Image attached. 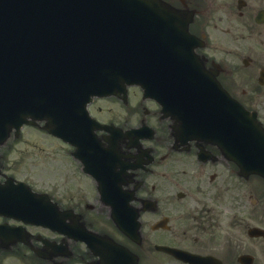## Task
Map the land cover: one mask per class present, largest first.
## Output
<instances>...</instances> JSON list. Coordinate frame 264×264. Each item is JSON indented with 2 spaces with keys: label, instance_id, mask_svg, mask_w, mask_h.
<instances>
[{
  "label": "flooded vegetation",
  "instance_id": "af4514ba",
  "mask_svg": "<svg viewBox=\"0 0 264 264\" xmlns=\"http://www.w3.org/2000/svg\"><path fill=\"white\" fill-rule=\"evenodd\" d=\"M171 1L176 6L193 10L191 31L198 35L204 33L209 43L221 47L213 48L219 56L226 57L228 51L226 46L219 42V38L227 41L228 44L243 42L247 45L240 49H252L256 53L255 56L247 57L238 51L233 57L220 60L215 66L218 73L221 72L230 80L239 76L240 81L248 86H252L253 82L264 85L259 83L260 77L264 76V74L261 75V70H264V0ZM223 8L228 9L226 15L222 11ZM257 10L259 11L254 16ZM239 18L247 29L240 28ZM193 42L196 51H200L197 40ZM262 79L264 82V78ZM224 84L229 87L227 89L232 95L237 96L236 86L225 81ZM249 104L258 105L252 102ZM260 117L264 121V114ZM167 128L172 131V123L167 125ZM167 140L166 135H157L155 132L148 142L155 144ZM169 143L167 142L164 147L167 149V155L172 158L176 152L181 151L174 150ZM200 143L211 150L216 158L203 161L198 157V148L193 150L190 146L188 152L190 157L179 161L184 163L182 168L171 167L167 172L162 173L166 177L162 202L153 194L157 189L156 184L149 185L146 180V175L161 174V172L151 167L132 170L131 187L141 180L139 187L141 192L138 191V195L158 199L156 207L150 206V209L144 212L147 219H152L150 225L155 230L150 234V239L163 238L169 243L178 242L197 253L211 252L215 255L214 260L221 261L222 264H242L239 261L240 255L253 250L260 258L258 264H264L261 262L264 256V237H252L249 233L252 226L264 228L263 183L252 185L251 177L245 179L237 175L236 165L222 157L217 147L214 148L203 141ZM185 150L182 149V152ZM126 153L128 156L121 159H126L127 163L140 165V160L147 159L146 153L142 152L138 146H135V149L126 150ZM173 160H170L168 164ZM0 164V181L8 177L19 179L17 175L7 173L14 168L10 163L4 162L3 153H0ZM29 183L30 187L48 188L54 186L56 180L38 178ZM199 191L201 192L198 196L192 200ZM88 195L90 198L82 195L75 204H68V206H73L83 214H92L96 220L98 212H109L110 207L101 201L97 190L94 193L89 188ZM134 203L136 206L142 204L139 199ZM181 204H190L188 213L179 210ZM164 218L167 219L165 222L167 227H153ZM2 221L21 223L14 218L0 215V222ZM35 226H29L35 234L32 237V243L33 240H37V235L40 233L37 228H41V226H36L37 228ZM70 245L73 251L69 256L52 258L47 264H71L74 259L87 261V255L91 256L80 243L71 241ZM14 247L15 251L26 253L23 243L14 244Z\"/></svg>",
  "mask_w": 264,
  "mask_h": 264
},
{
  "label": "water",
  "instance_id": "95a60500",
  "mask_svg": "<svg viewBox=\"0 0 264 264\" xmlns=\"http://www.w3.org/2000/svg\"><path fill=\"white\" fill-rule=\"evenodd\" d=\"M146 1L154 6L162 15L170 14L168 9L161 4H158L152 0ZM32 3L35 11H40L41 8H44L46 12L52 16L59 13H67L65 14L66 16L69 14L70 10H73L71 7L75 6L76 4L81 5L80 0H75L74 4H69L67 10H65V8L57 6L59 2L57 3L56 0H0V70H2V73L8 74L10 73V70L5 69H10V67H13L12 71H15V73H13L10 77V83L8 85L3 88L0 85V115L2 114V116H0V126L1 123H3L5 124V128L11 124L8 122L5 123V119H13L15 115L25 116L28 113L32 114L29 109L46 111L47 108L44 106L50 102H53L55 97L60 94H82L83 102H87L90 95L93 93L92 90L95 89L94 91L97 92L103 87L101 82H105V72L103 70H107V68L98 66L94 69L96 74H91L90 80L80 82L84 86L83 92L79 93V91L74 90L75 87H72V80L69 74L70 70L72 69H66L63 75H61V69L70 68L72 62H83L84 59L77 58L75 61L73 58H70L69 60L62 58V62L59 63L58 59L51 57L48 62H45L46 59L43 56L49 53L47 50H54L56 46L53 40L54 36L39 37V33H33L31 35L32 39L37 36L36 41L34 40L32 43L35 53H33V56L29 58L28 52L26 50L27 39L24 34L25 30H23V23L27 14L29 13V6ZM106 4L111 3H94L93 8H95V10L87 13L89 15H95V18H93L94 20H92L95 22V25L100 22L101 15L106 13L104 11V6ZM60 9L63 10L61 11ZM114 23H117V21H112V24ZM126 37V35H122L119 38L116 37L113 39V46L116 47V50L120 49L121 45L125 43L123 39ZM16 44H18V49H15ZM9 52L13 53L8 54ZM100 56L101 55L97 54V57ZM120 56L125 58L127 54L123 52ZM16 62L24 63V69L14 68ZM89 62L95 61L89 60ZM85 71L89 72V70ZM99 72L101 73L99 74ZM31 74H33V76H30ZM78 74L79 71L76 68L74 70V76ZM30 77H32V80L27 81ZM121 78L122 76L119 77V82ZM11 93L14 100L17 98H20L21 101H25L27 98L32 99L36 109L31 108V106H25L24 108L16 109L15 111L7 108L6 104L10 100L7 97ZM21 106H23V104H21ZM26 111L29 112L26 113ZM254 139L259 140L260 145L263 142V138L256 132L254 133ZM255 165L264 166V164L260 162L255 163Z\"/></svg>",
  "mask_w": 264,
  "mask_h": 264
},
{
  "label": "rangeland",
  "instance_id": "374dc122",
  "mask_svg": "<svg viewBox=\"0 0 264 264\" xmlns=\"http://www.w3.org/2000/svg\"><path fill=\"white\" fill-rule=\"evenodd\" d=\"M36 149L39 151V157L40 158L46 157V154L50 152V150L46 146H44V147H36ZM52 173L56 174L57 171H52Z\"/></svg>",
  "mask_w": 264,
  "mask_h": 264
}]
</instances>
